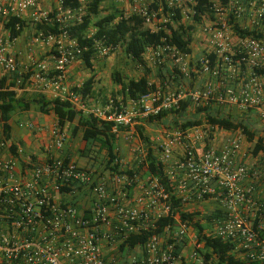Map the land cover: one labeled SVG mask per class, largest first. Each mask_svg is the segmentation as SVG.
Wrapping results in <instances>:
<instances>
[{
	"label": "built area",
	"instance_id": "built-area-1",
	"mask_svg": "<svg viewBox=\"0 0 264 264\" xmlns=\"http://www.w3.org/2000/svg\"><path fill=\"white\" fill-rule=\"evenodd\" d=\"M77 1L75 7H66L56 0L52 9L41 10L40 0H0V22L23 20L32 12L35 25H58V34L38 32L34 39L52 47L57 74L51 78L47 64L39 62L31 80L60 87L69 67L88 51L71 31L84 23L95 0ZM104 3L118 9L119 20L138 18L143 30L160 35L158 45L146 48V63L152 68L170 65L186 83L176 93L159 90L126 107L111 102L89 112L115 123L114 133L120 132L119 126L128 128L122 132L129 135L128 141L141 120L178 109L185 101L194 109L252 110L264 119V0ZM176 32L190 40V53L174 43ZM13 41L0 36V66L17 77L19 87L29 69L19 68L10 52ZM92 48L97 59H105L123 45L94 39ZM198 80L204 85L197 87ZM64 99L86 111L72 91ZM1 117L0 112V264H218L200 231L174 214L172 194L157 178L143 181L139 175L125 174L120 158L114 163L120 164L116 171L52 154L41 163H20L11 153ZM50 136L47 151H62L68 140L65 131L56 127ZM253 147L240 131L204 126L173 133L158 145V157L168 165L183 212L198 214L202 237L232 245L230 253L243 264H264V155L254 156ZM138 151L144 154L136 147ZM145 157L140 155V160ZM77 193L83 196L80 203L74 198ZM199 205L216 206L207 207L209 220L204 210H195ZM169 216L175 225L153 233L158 220ZM144 234L148 237L143 245L120 251Z\"/></svg>",
	"mask_w": 264,
	"mask_h": 264
},
{
	"label": "trees",
	"instance_id": "trees-1",
	"mask_svg": "<svg viewBox=\"0 0 264 264\" xmlns=\"http://www.w3.org/2000/svg\"><path fill=\"white\" fill-rule=\"evenodd\" d=\"M66 7H75L78 4L77 0H63ZM104 0H95L93 7L89 10L88 15L85 17L84 23L75 27L71 31V36L78 39L82 47H87L86 51L78 60L84 63L86 68L90 70L91 76L83 82L79 87L72 88V92L79 97L81 105L87 106L90 100L95 101V83L96 73L94 61L96 56L92 48L94 39H102L107 44L123 45V50L126 58L132 60L136 65L145 67L141 77H124L123 73L115 70L112 74V80L119 88L117 93L113 94L111 101L105 96L103 99V108L111 102L117 108L128 106L130 101H137L142 96L154 93L156 91L166 92L168 85L179 87L180 83L175 84L170 82L168 77L171 76V71L163 67L158 69V83L154 84L149 80L150 68L147 65L144 54L147 47L156 46L161 41V36L152 34L145 31L141 27V21L138 18H133L130 21L119 20L118 9L114 6L103 7ZM107 8L108 14L101 15V9ZM28 27V23L16 17L10 18L5 23V29L9 33L11 40L19 38L23 31ZM95 29L92 38H88L91 28ZM36 32H43L48 35L49 33L58 34V25L47 23H39L35 27ZM241 34V32L238 31ZM244 35V34H242ZM174 43L179 48L190 53L187 48L190 40L183 38L180 32L175 33ZM33 74V69L30 68L25 79L17 87L16 78L13 76H5L0 79V112L2 129L6 140L9 144L11 153L18 156L17 146L14 144L11 133V120L17 110L29 111L33 105H38L43 114L52 113L57 117L59 126H64L66 123H77V128L74 129L73 135L77 136L82 133V139L87 143V147L98 144L101 149L105 151L107 164L106 167L110 170H117L119 165H114L115 161L121 156L117 149V142L119 141L120 134L124 132L126 127L119 126L120 132L114 133L113 128L115 123L105 121L93 115L92 113L79 110L72 102L66 99L57 98L49 100L45 96L39 95L37 98L29 99L26 95H18L17 88L25 89L28 86V80ZM51 75V74H50ZM53 76V75H51ZM14 80V81H13ZM191 86V85H190ZM172 87V86H171ZM192 105L190 101L181 103L178 109L165 111L158 116H151L145 120V124H172L176 129L186 132L189 129H196L204 126H210L217 129L240 131L247 139L254 144L253 155H264V132L259 133L257 128L247 119H240L231 115H226L221 109L211 107H200L195 109V116L189 117ZM135 131L139 134L145 142H147L146 129L143 126H137ZM89 149V148H88ZM140 159V158H139ZM168 165L159 160L158 154L155 150L147 145V154L144 160L136 161L133 167H129L125 174L129 176L139 175L143 173L144 176H152L159 180L167 190L172 194L171 206L174 214L180 213L182 221L189 220L191 225L200 231V237L204 238L205 246L212 250V253L217 257L218 264H243L232 255V245L222 242L218 239H211L202 237L204 226L199 220L195 218L198 214H186L183 212V207L180 201L174 196L175 184L170 180L167 173ZM204 219L209 220L210 215H205ZM169 224L175 225L173 216L161 218L158 220L156 229L153 230L155 234H161L165 227ZM147 234L135 236L121 246L120 251L126 247L132 248L143 245L146 242Z\"/></svg>",
	"mask_w": 264,
	"mask_h": 264
},
{
	"label": "crops",
	"instance_id": "crops-1",
	"mask_svg": "<svg viewBox=\"0 0 264 264\" xmlns=\"http://www.w3.org/2000/svg\"><path fill=\"white\" fill-rule=\"evenodd\" d=\"M55 1L56 0H40L41 10L49 9V8L52 9L55 6ZM34 20H35V15L32 12L28 13L24 17L23 21H26L28 23V27L23 31L22 35L19 38H17L12 42V47L10 52L17 58L19 68L21 70H27L26 72H28V69L30 71L31 68L33 69V74H34L36 71L35 64L39 62H45L49 67L50 74L53 75V76L50 75V77L54 78L57 73L54 70V62L52 60V52H51L52 47L44 44H37L34 42L37 33L35 30L36 25L34 23ZM0 36L2 37L9 36L8 31L5 29L4 20H1L0 22ZM198 55L199 54H194V56H198ZM82 63L83 62H81L80 60H77L76 63H74L71 67H69L67 72V77L60 87H55L53 85L45 86L44 84L37 82L35 80H31L29 78L28 86L25 89L17 88L16 92L18 93V95H26L27 97H29V99L37 98L39 95L41 96L43 95L49 100H54L57 98L64 99L67 95V92L71 91L72 88L79 87L83 84V82L77 83L78 80L76 79V77L79 76L78 70ZM94 65L96 70L95 73L97 75L96 83H95V96H96L95 100H97L99 98L102 99L103 97V95H101V90L100 89L97 90L96 87L97 85H99V81H100V76H98L99 74L98 72H100V70L103 69L102 67L103 64L100 61L97 62L94 61ZM148 66L149 68H152L150 65ZM165 68L171 71V76L168 77L169 81L170 82L176 81L174 82L175 84L180 83V85H182V80L178 79L174 75V71L170 67V65L164 66L163 70H165ZM152 69L153 71L149 75V80L152 83L157 84L159 80L157 78L159 72L155 68ZM84 74L86 75L85 80H87L91 76L89 72H85ZM5 76L10 77L11 75L5 74V72H3L0 66V79H2ZM13 77L16 76L13 75ZM195 85L197 87L204 85V80L196 81ZM90 101L93 102L92 100ZM90 111L92 110L86 108L85 112H90ZM25 118L27 119L38 118L40 122L35 123L31 121L28 122L26 120L24 123L21 122L22 119ZM12 122H14L15 125H12ZM138 125L144 127L146 125L145 120H141ZM11 127H12L11 136L14 144L17 146L18 149V156H16V159H18L20 163L23 164H27L31 161L38 163L44 162L52 154L55 157L74 159L81 165H88L94 163V159L92 158L93 153L101 149L100 145L98 144L92 145V147H87V143L84 142L82 139V133H79L77 136L73 135L74 129L77 128V123H73V124L66 123L64 126H59L57 117L54 116L52 113L43 114L40 111L38 105H33L29 111L17 110V112H15L12 117ZM56 127H59L60 129H63L65 131L68 140L62 151H53L52 153H49L47 151V148L51 142L50 133L51 130ZM123 140L126 139L123 138ZM119 142H122V140L120 139L117 142V146H119L118 145ZM121 148H122L121 152L124 153L125 157L133 158L132 156H134V154H131L127 150V147L122 145ZM96 160H99V158H97ZM145 178H147V176H145ZM74 198L79 203L83 200V196L79 193H77L74 196Z\"/></svg>",
	"mask_w": 264,
	"mask_h": 264
},
{
	"label": "rangeland",
	"instance_id": "rangeland-1",
	"mask_svg": "<svg viewBox=\"0 0 264 264\" xmlns=\"http://www.w3.org/2000/svg\"><path fill=\"white\" fill-rule=\"evenodd\" d=\"M111 6V4L108 3H104L103 7H109ZM101 15H107L108 14V9L105 8L101 9ZM95 31V29L92 27L90 33H93ZM100 61L102 62V67L103 69L100 70V72H98V76H100V81H99V85H97V90L100 89L101 90V95H103V97H107L110 101H111V97L113 96V94L117 93V91H119V88L115 85V83L112 80V74L115 70H118L120 72L123 73L124 77H129V78H134V77H140L142 76L143 72H144V68L143 66H139L136 65L132 60L126 58L125 54H124V50H121L120 52L105 58V59H96L95 62ZM76 63V62H75ZM156 70H158L159 68H155ZM152 73L153 69L150 68ZM155 70V71H156ZM85 72H90V70H88L84 63H82L79 67L78 73L79 76L76 77V79L78 80L77 83H82L85 81L86 75L84 74ZM157 72V71H156ZM81 73V74H80ZM158 78V76H157ZM184 84V85H183ZM168 85V86H167ZM166 86L168 87L166 90V93H176L179 91V87H173V85H169V83H166ZM172 86V87H171ZM181 86V85H180ZM182 86H186V83H182ZM103 99V98H102ZM102 99H97L93 102L89 101L88 105L86 106L87 109H91V110H95V109H103V100ZM226 115H231L233 117L236 118H240V119H247L248 121H250L259 131L260 134H262L264 132V119H262L257 113H255L254 111H248V112H243L237 108H233V109H226L225 111L222 110ZM195 112L196 110L193 108L191 109V111L189 112V117H194L195 116ZM26 121H31V122H35V123H39L40 120L38 118L36 119H30V118H25L22 119L21 122H25ZM12 125H15L14 122H12ZM139 126V125H137ZM135 126L132 129H136ZM144 128L146 129V136H147V142H145L142 138H140L139 134L136 132L135 135H133L132 137L130 136V139L127 140H123L126 139L127 137H129V135H125L124 133H121L122 135H120L119 140L121 139L122 142H119V146H117L119 155L121 156V160H123V167L125 170H127L129 167H133L136 163V161H139L140 159V155L145 156L147 154V145L151 146L156 154L158 153V145L160 143H162L163 141L167 140L169 137L172 136L173 133H175L176 131H179L180 129H176L175 127H173L172 124H167V125H162V124H155V123H147ZM206 129V128H203ZM221 133L218 134V142H220L222 140V135L220 136ZM122 145L127 147V150L131 153L134 154V156H132L133 158H129V157H125L124 153H122ZM97 146V145H96ZM98 147V146H97ZM132 147V148H131ZM139 147V149H141L144 154H140V152H134L133 150ZM132 149V150H131ZM93 151V150H92ZM92 155V154H91ZM142 157V156H141ZM92 158L94 159V163L98 164L99 166L101 165H106L107 163V158H106V153L104 150L99 149L98 151H95L92 155ZM97 158H99V160H96ZM262 162H264V157H262ZM139 178L141 180H145V176L143 175V173L139 174ZM216 207L214 205H199L197 207H195V210H204L202 211L204 213V216L206 215L205 212H207L208 208L207 207ZM206 208V209H204Z\"/></svg>",
	"mask_w": 264,
	"mask_h": 264
}]
</instances>
